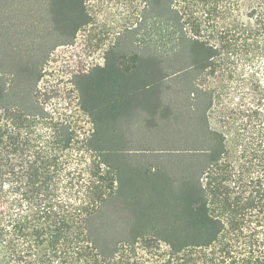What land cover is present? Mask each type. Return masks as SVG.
Wrapping results in <instances>:
<instances>
[{"label":"trees","instance_id":"trees-1","mask_svg":"<svg viewBox=\"0 0 264 264\" xmlns=\"http://www.w3.org/2000/svg\"><path fill=\"white\" fill-rule=\"evenodd\" d=\"M87 2L50 0L59 42L0 58V264H264V0H144L102 63L44 88Z\"/></svg>","mask_w":264,"mask_h":264},{"label":"rangeland","instance_id":"rangeland-1","mask_svg":"<svg viewBox=\"0 0 264 264\" xmlns=\"http://www.w3.org/2000/svg\"><path fill=\"white\" fill-rule=\"evenodd\" d=\"M50 0H0V58L5 62H11L14 58L26 59L30 55L41 57L40 43H58L56 35H52L53 26L49 15ZM144 0H88L87 8L92 17V24L86 32L78 35L72 46H58L52 51L45 67L46 76L41 82L44 88L52 85L68 84L70 76L67 69H71L78 62L102 63L103 55L110 45L117 43L119 37L132 27L139 17V10L144 7ZM129 43H123L128 45ZM49 47L46 48V53ZM51 52V50H50ZM45 53V52H44ZM45 53V56H46ZM264 60L256 61V70H259L261 81L264 84ZM249 66V65H248ZM248 69V68H246ZM69 74V75H68ZM220 74V73H219ZM239 81V80H238ZM231 81L228 88L220 91L221 80H203L205 87L209 85L219 89L221 100H229L232 95L238 97L244 90H236L235 85L240 82ZM242 81V79H241ZM68 82V83H67ZM242 83V82H241ZM70 85V84H69ZM229 89L228 91H226ZM226 91V92H225ZM238 91V92H237ZM215 100V96H214ZM212 124L215 126V105L212 109ZM140 248V246H137ZM167 252L166 247L160 251ZM140 261L155 263L160 260V254L150 252L144 254L137 251ZM158 256H154V255ZM163 258V257H162ZM128 262V263H127ZM133 259L126 260V264H132ZM117 264V263H115ZM120 264V263H118ZM125 264V263H124Z\"/></svg>","mask_w":264,"mask_h":264}]
</instances>
